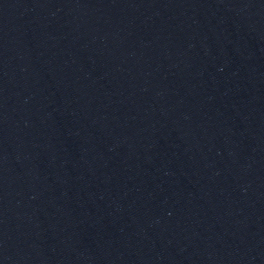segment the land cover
Listing matches in <instances>:
<instances>
[{
  "label": "water",
  "instance_id": "obj_1",
  "mask_svg": "<svg viewBox=\"0 0 264 264\" xmlns=\"http://www.w3.org/2000/svg\"><path fill=\"white\" fill-rule=\"evenodd\" d=\"M0 264H264V0H0Z\"/></svg>",
  "mask_w": 264,
  "mask_h": 264
}]
</instances>
